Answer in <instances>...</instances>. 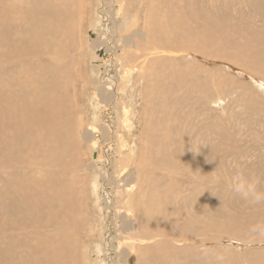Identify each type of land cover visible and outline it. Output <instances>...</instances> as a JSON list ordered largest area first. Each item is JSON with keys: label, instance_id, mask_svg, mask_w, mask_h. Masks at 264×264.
<instances>
[{"label": "rangeland", "instance_id": "obj_1", "mask_svg": "<svg viewBox=\"0 0 264 264\" xmlns=\"http://www.w3.org/2000/svg\"><path fill=\"white\" fill-rule=\"evenodd\" d=\"M71 2H73L75 27L78 26L77 23L83 21L80 24L81 31L77 33V36L74 35V43L57 48L61 53L57 61H60V66L64 65L63 69L60 72L46 69V73L42 70L37 73V77L48 80L49 74L51 76L52 72L56 74L52 82H54L56 94L59 93L60 103L63 104L60 117L53 115L56 121L61 122L59 139H65L70 132L62 125V121L83 120L82 127L78 131L81 133L79 141L77 140L78 151L68 158L66 169L50 167L49 155L37 149L40 145L59 147L60 144H56L54 140L49 142L48 137L53 136L52 133H43L47 136L37 147L32 146L31 149L21 151V147L16 146L7 151L3 146L6 147L12 129L6 116L0 115V221L2 220L1 224L4 227V229L0 227L4 231L0 234V238L4 235L3 239L7 241V237L17 239L26 234V238L31 239L35 235L31 232L36 228H41L39 229L41 232L46 231L52 234L50 228L46 226L50 224L49 219H46L47 216H44V222L39 223L34 221V216L30 214H23L25 219L24 216L17 214L20 218L16 217L13 224L9 220V216L14 215L10 205L11 199L19 204L18 208H21V205H29V197H33L28 189L33 192L44 190L47 194H54L52 190L59 187L58 181H69L77 214L82 217V226L76 229L79 235L74 238L72 236L70 240L67 260L64 264H97L104 253L102 246H109L115 240V230L112 227L113 229H110L108 233L104 231L102 239L100 238V221L104 215L103 211L99 210L97 198L99 187L93 186L100 175L97 174L98 172L89 174L88 170L89 165H94V169H97L96 166L99 164L95 160L96 149L85 140V133L89 131L88 128L93 121H98V115H101L97 89L103 87L105 83L109 86V82L104 76L103 65L99 60L103 55L102 49H96L93 55L84 53L85 39L95 38L93 29L97 27V24L89 25L95 20L93 18L96 15L95 12H98L96 0H72ZM139 2L137 0L134 3ZM185 3L186 0H178V8L181 9L184 6V11L185 8L187 10ZM194 4V10L188 14L190 21L196 29L204 25L207 32L203 33L204 42L201 40L200 45L191 36L189 39L192 46H195L194 49L203 56L195 58L190 55L178 60L160 57L163 62L156 65L153 75H146L150 68L144 76L139 78L141 80L137 79L136 72L133 73L127 86L121 91L122 104H120V109L124 105L130 111L132 127L129 145L135 144L136 152L140 153L145 146L144 137L150 133L156 137L171 139L170 145H161L163 150L174 149L175 146L178 148V143L189 139L195 151L201 152L202 160L198 167L202 170L201 176L206 195L203 214L206 217L207 230L203 245L196 249L198 245L196 243L192 248L194 255L197 256H191L195 258V261L189 264H264V200L254 203L253 194H249L245 199L233 189V178L238 172H242L249 180L258 179L260 183L257 192L264 194V0H195ZM9 7L6 0H0L2 12L0 18L1 15L9 14ZM153 10L145 8V10L137 11L135 8V12L131 11L132 14L136 13L138 20L136 28L139 32L147 31L144 24H147L149 28ZM19 19V22L14 20L10 22L14 24L11 39L15 44L21 36H24L21 28L26 25L25 21H21L22 17ZM213 27H218L223 35H216ZM142 33L145 36L146 33ZM107 37L108 35L105 36ZM51 39L52 37L48 41L52 45L54 40ZM58 44L60 43L57 42L56 46ZM10 50L12 49L9 45L5 48L0 47V53L4 54V58L0 60V103L5 102L9 93L10 96L15 95L14 98L20 95L21 82L30 80L29 77L26 79V76L20 73L19 63L22 59L26 60L24 64L30 62L33 64V61H36L45 65H50L56 60L52 56L53 52L50 56L29 58L25 55L19 59L12 57L15 55H10L8 53ZM242 51L254 57H241ZM190 64L192 68L189 67V70L185 71L184 66ZM12 71L16 74L15 78L11 75ZM196 84L200 85L201 91L195 88ZM154 113L156 117L152 119L150 116ZM51 116L52 113L42 123L43 132L57 126L51 125ZM115 116L121 119L119 109ZM154 122L156 126L152 128ZM157 126H168L170 131L166 129L162 134ZM188 126L193 130L192 133H186L190 129ZM64 132H66L65 135ZM156 156L159 157V154ZM2 164H8L10 169H4ZM31 175L43 177L39 179L42 184L45 176H49L48 181L44 180V184L39 186H36L35 181L31 179L32 182L29 183L33 187L27 184V189H21L24 197L21 196L22 198L19 199L14 192L17 190L15 189L16 181ZM181 176L180 169L171 173L163 162L148 167L146 178L156 185L158 197L163 198L169 192L170 184L193 187V184H189V179L183 183L179 181ZM47 183L52 184L51 190L49 186L45 187ZM9 193L13 196L10 200ZM163 205H169V212L176 210L174 203L163 201L161 206ZM31 223L35 226L34 228ZM42 225L45 228H42ZM53 233L56 234V232ZM163 237L158 233L154 235L153 240L159 241ZM45 239H48L45 243L46 247H50V243H53L50 241L52 239L46 236ZM117 239L120 244L126 242L122 236ZM1 247L3 248L4 245ZM172 250L171 245L169 251L173 252ZM156 252L158 253L154 256H159L160 259L154 263L150 262L148 257L145 259L144 256L137 262H134L132 257L128 264H165L160 261L162 254L165 253L164 250L159 249ZM184 256L180 255L175 260L168 261L167 264H181ZM119 264H125L124 257L120 258Z\"/></svg>", "mask_w": 264, "mask_h": 264}, {"label": "bare ground", "instance_id": "obj_2", "mask_svg": "<svg viewBox=\"0 0 264 264\" xmlns=\"http://www.w3.org/2000/svg\"><path fill=\"white\" fill-rule=\"evenodd\" d=\"M71 1L6 0L10 5V15H1L0 18V47L11 46L12 50L8 53L15 55L12 57L21 59V56L27 55L29 58H38L43 55L50 56L53 52L52 56L56 59L50 65L46 64L47 66L36 61H33V64L32 62L24 64L26 62L24 59L19 63L20 73L24 74L26 79L29 77L30 80L21 82L22 92L20 95L14 98L15 95L10 96L9 93L5 102L0 103V115L1 117L3 114L6 116V120L12 129L6 147L3 146V148L10 151L12 147L18 146L21 147V151H26L32 146L37 147L42 142L43 138L47 136L43 133H52L53 136L48 137L49 142L54 140L56 144H60L59 147L40 145L37 149L49 155L50 167L60 169H66L68 158L78 151L77 140L81 136L78 131L82 127L81 122H83L82 119H74V122L62 121V125L70 132L67 133L65 139L58 138L61 136V122L56 121V117L53 115L60 117L63 104L60 103L59 93L56 94V88L52 81L56 75L54 72H60L64 65L60 66V61H57L61 56L57 48L61 45L66 44L68 46L74 43V35L77 36V33L81 31L80 24L83 22L77 23L78 26L75 27L73 2ZM136 1L96 0L95 5L98 7V12H95L96 15L93 16L95 20L89 25L97 24L98 28L93 29L95 38H87L83 42L85 54L93 55L96 49H102L103 58L100 56L99 60L103 65L104 76L109 82V86L105 83L103 87L97 89L99 97L97 99L101 103L99 110L101 115H98V121H93L88 128L89 131L85 133V140L96 149L95 160L99 164L96 166L97 169H94V165H89L88 170L89 174L98 172L97 174L100 175L99 180L96 179L95 183L93 182L94 187L95 185L99 187L97 189L99 190L97 197L99 210L100 212L103 211L104 215L102 216L101 213L100 238L102 239V234L108 233L110 229L114 228L115 230V240L109 246L101 245L104 253L97 264H119L120 258L123 257L125 264H128L129 259H133L132 257H134V262H137L144 256L145 259L148 257L150 262L154 263L160 259L159 256H154L159 249L165 252L162 254L161 262L167 264L168 261L185 255L182 262L189 264L193 263L191 261H195V258L191 256H197L194 255L192 248L196 243H198L196 249L203 245L207 230L206 217L203 214L206 195L201 176L202 170L201 167H198V164L201 165L202 154L200 151H195L194 145L189 139H184L178 143V148L175 146L174 149L163 150L161 145H170L171 139L167 140L165 137L163 139L150 133L144 137V148L140 150V153H137L135 144L129 145L132 122L130 121L129 109L124 105L120 109V104H122L121 91L127 86L134 72L138 75L137 79L144 76L148 68L150 70L146 75H153L156 65L163 62L160 57L168 60L185 59L190 55L195 58L202 57L203 55L194 49L195 46H192L189 36L200 45L201 40L204 42V34L207 31L204 25L200 29H196L188 16L194 10L195 0H186L185 7L187 10L185 8V11L184 6L181 9L178 8V0H138L139 3H134ZM159 5L160 7H158ZM135 8L137 11L145 10V8L154 9L150 17L149 28L147 24H144L147 27V31H142L146 33L145 36L136 28L138 21L136 13H131V11L135 12ZM0 13H2L1 10ZM11 17L14 22H19L20 17H22L21 21L26 22V25L21 28L24 36H21L16 44L11 39L14 32L12 29L14 24L10 23ZM212 29L216 35H223L218 27ZM107 35L108 37L105 38ZM51 37V40H54L52 45L48 41ZM57 42L60 44L56 46ZM242 53L241 57H254V55L246 54L243 51ZM3 58L4 54L0 53V60ZM184 67L185 71L189 70V67L192 68V64ZM46 69L54 71L52 76L49 74L48 80L37 77L38 72L44 70L43 72L46 73ZM11 75L13 78L16 76L14 71L11 72ZM195 88L199 91L202 90L198 84L195 85ZM118 109L121 113V119L115 116ZM50 113H52L51 125L56 124L57 126L50 127L48 128L50 131L43 132L42 123L49 117ZM150 117L155 119V113ZM155 126L154 122L152 128ZM158 127L162 134L166 129L169 130L168 126ZM188 132L192 133L193 130L190 128L189 131H186V133ZM63 134L65 135L66 132ZM155 152L159 154V157L156 156ZM163 162L166 163V168L171 173L180 169L182 176L179 181L183 183L189 179V184H193V187L170 184L168 186L169 192L163 198L158 197L156 185H153V182L146 178L147 168ZM2 167L10 169L8 164H2ZM48 176L46 175L44 180L48 181ZM31 179L35 181L36 186L44 184V180L43 184L39 181L43 177L36 175L16 181L17 187L15 189L17 190L14 192L17 193L19 199L24 197L21 189H27V184L31 185L29 183ZM57 184L59 187L52 190L54 194H47L44 190L43 192L40 190L33 192L28 189L33 197H29V205H21V208H18L19 204L11 199L10 205L14 215H10L9 220L13 224L18 217L17 214L24 216V219L25 215L23 214H30L34 216V221L39 223L44 222V216H47L46 219H49L50 224L46 226L50 228L52 234L46 231L41 232L39 230L41 228H36L31 232V234H35L31 239L26 238L25 234L22 238L7 237V241H4V235H1L0 264L66 263L70 240H72V236L74 238L79 235L78 232L76 233V229L82 226V217L77 214V208L72 199L71 183L63 180L58 181ZM46 186H49L50 190L52 189L51 183H47ZM12 197V193H9V200ZM163 201L176 204V210L169 212V205L161 206ZM1 221L0 227L4 229ZM43 226L42 228H45ZM1 228L0 234L4 233ZM158 233L164 236L162 240H153L154 235ZM45 236L52 239L50 240L53 242L50 243L52 247H46L45 243L48 239H45ZM120 236L126 241L123 244H120L117 239ZM7 244L11 246L9 247ZM171 245L173 252L169 251Z\"/></svg>", "mask_w": 264, "mask_h": 264}, {"label": "clouds", "instance_id": "obj_3", "mask_svg": "<svg viewBox=\"0 0 264 264\" xmlns=\"http://www.w3.org/2000/svg\"><path fill=\"white\" fill-rule=\"evenodd\" d=\"M259 183L258 179L249 180L242 172H238L233 178V189L245 199L248 198L249 194H253L252 201L254 203H259L264 200V194L257 192ZM253 231H255V229H253Z\"/></svg>", "mask_w": 264, "mask_h": 264}]
</instances>
